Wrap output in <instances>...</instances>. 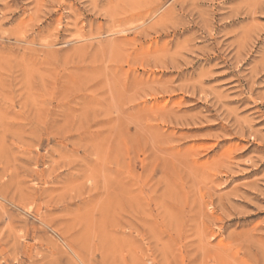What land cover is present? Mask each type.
Returning a JSON list of instances; mask_svg holds the SVG:
<instances>
[{"label": "rangeland", "instance_id": "obj_1", "mask_svg": "<svg viewBox=\"0 0 264 264\" xmlns=\"http://www.w3.org/2000/svg\"><path fill=\"white\" fill-rule=\"evenodd\" d=\"M0 264H264V0H0Z\"/></svg>", "mask_w": 264, "mask_h": 264}]
</instances>
